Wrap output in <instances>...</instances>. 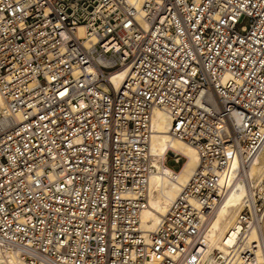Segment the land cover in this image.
<instances>
[{
    "label": "built area",
    "instance_id": "2783aa9c",
    "mask_svg": "<svg viewBox=\"0 0 264 264\" xmlns=\"http://www.w3.org/2000/svg\"><path fill=\"white\" fill-rule=\"evenodd\" d=\"M0 95V264H264L259 189L204 242L264 145V0H0ZM154 109L198 162L145 234Z\"/></svg>",
    "mask_w": 264,
    "mask_h": 264
},
{
    "label": "bare ground",
    "instance_id": "6f19581e",
    "mask_svg": "<svg viewBox=\"0 0 264 264\" xmlns=\"http://www.w3.org/2000/svg\"><path fill=\"white\" fill-rule=\"evenodd\" d=\"M78 30L82 33L83 27H79ZM124 75L125 71H121L117 79H112L115 88L119 86ZM0 105L4 106L1 95ZM169 126L168 116L160 109H154L151 117L153 133L149 148L157 171L150 177L148 204L140 215V227L145 234L155 229L160 217L167 212L171 201L177 197L181 185L187 181L198 162L196 149L169 135ZM174 152L184 158L177 170L168 167L164 162L165 155ZM250 188L264 191V145L244 168V179H238L234 183L210 219V226L204 240L206 254L214 249L226 250V246L231 244L236 230L239 229L237 217L246 205ZM254 238L257 245V258L259 261H264V212Z\"/></svg>",
    "mask_w": 264,
    "mask_h": 264
},
{
    "label": "rangeland",
    "instance_id": "374dc122",
    "mask_svg": "<svg viewBox=\"0 0 264 264\" xmlns=\"http://www.w3.org/2000/svg\"><path fill=\"white\" fill-rule=\"evenodd\" d=\"M242 24H247V19H244V20L242 21ZM183 161H184V158H182V159L180 160V163L178 164V163L174 162L173 159H172L171 157H169V158L167 159V161H166V165H167L168 167L174 169V170H177V169L179 168V166L183 163Z\"/></svg>",
    "mask_w": 264,
    "mask_h": 264
}]
</instances>
